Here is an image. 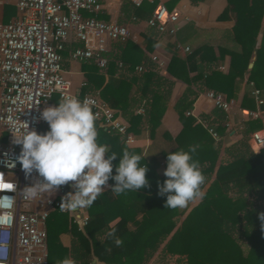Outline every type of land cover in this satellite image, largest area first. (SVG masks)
<instances>
[{
	"label": "trees",
	"instance_id": "16d2710c",
	"mask_svg": "<svg viewBox=\"0 0 264 264\" xmlns=\"http://www.w3.org/2000/svg\"><path fill=\"white\" fill-rule=\"evenodd\" d=\"M177 1L172 0L173 4ZM227 1L228 6L222 17L230 12L234 14V40L238 49L229 51L231 59L227 73L213 70L204 75L199 72L193 82L200 80L206 89L221 93L229 100L234 97L237 79L248 72V83L252 84L253 89H260L264 98V27L261 26L264 0ZM157 3L158 0H144L135 6L129 0H123L121 13L126 18L149 19ZM84 14L100 18L96 13ZM15 16L16 7L5 3L3 23H8ZM117 44L120 53L115 57L108 53L109 61L105 68L98 67L92 61L83 62L87 80L85 91L98 92L99 97L117 115L125 117L129 122V132L140 134L146 126L149 136L153 138L167 106L171 83L152 70L134 75L131 80L140 84V99L146 102L144 113H135L132 109L135 101L129 97L127 79L113 76L117 59L133 72L145 56L131 41ZM203 48L206 47L195 48L185 59L173 56L168 73L184 79L185 75L179 74L177 70L187 74L192 69V61ZM251 60L252 67L248 68ZM198 90L187 88L175 103L182 129L174 139L165 135L174 140L176 145L168 151H161L159 157L147 159L140 148L129 147L118 133L107 132L95 120L98 144L107 146L108 155L115 153L118 156L112 162L113 175L116 174L115 166L119 163V157L122 158L124 150H127L142 156L140 164L147 166L149 186L117 196L111 191L116 182L109 179L110 188L99 195L90 207H86L88 221L84 227L85 234L75 233L77 241L69 250L72 254L81 249L83 256L89 255L92 246L95 255L106 264H146L164 243L158 257H174L176 264H264V227L259 219L260 214L264 213V147L255 153L248 145L250 133L261 127V120L251 118L244 121L241 140L224 148L220 157V141H216L207 128L187 114L193 107ZM59 100L58 95L53 96L52 101L57 106ZM241 107L255 109V100L250 92L244 94ZM211 114L216 118L217 135L223 136L226 133L227 114L219 108ZM41 129L47 132L49 127L42 126ZM191 147L196 149L192 154L193 159L199 161L205 177L201 190L208 184L205 195L189 211V204L182 209H166V195L158 194V184L167 178L164 172L159 173L157 169L161 161L166 169L169 152L179 149L188 151ZM61 217L66 224L67 214L59 209L49 216L46 223L49 264L52 246L62 231L61 227L55 230L52 225L62 220ZM113 229L116 236L123 239L120 247L115 246L106 235ZM242 242L247 244L246 250ZM81 264L90 263L84 259Z\"/></svg>",
	"mask_w": 264,
	"mask_h": 264
},
{
	"label": "built area",
	"instance_id": "2783aa9c",
	"mask_svg": "<svg viewBox=\"0 0 264 264\" xmlns=\"http://www.w3.org/2000/svg\"><path fill=\"white\" fill-rule=\"evenodd\" d=\"M129 1L139 6L144 0ZM5 3L16 7V16L8 23L2 21ZM100 8L99 0H0V264H49L46 222L51 210L68 213L82 226L88 221V215L81 213L84 207L72 212L60 208L62 198L75 191L74 182L35 197L25 191L42 178L35 171L26 175L22 170L17 161L21 146L13 143L14 135L32 130L45 134L41 127L49 125L41 112L54 107V95L87 99L107 132L118 133L127 145L134 142L129 124L114 109L94 93L80 97L72 93L65 76L61 53L72 36L80 45L72 49L71 58L92 61L100 68L108 64L111 43L129 40L128 26L84 15ZM147 24L157 34L174 36L178 14L158 0ZM151 60L159 70L166 67L157 55ZM117 64L122 66V62ZM135 70L144 72L147 67L139 65ZM252 94L261 111L251 114L262 124L250 133L249 140L260 150L264 147V98L260 89H253ZM207 96L216 108L226 114L230 111L231 102L223 94L209 91ZM209 132L218 139L214 129Z\"/></svg>",
	"mask_w": 264,
	"mask_h": 264
},
{
	"label": "crops",
	"instance_id": "0c3cea01",
	"mask_svg": "<svg viewBox=\"0 0 264 264\" xmlns=\"http://www.w3.org/2000/svg\"><path fill=\"white\" fill-rule=\"evenodd\" d=\"M99 1L101 8L100 11L96 13L100 16L99 19L121 23L128 26L130 30V38L127 41L133 42L143 51L145 58H143L141 63L137 66L144 65L147 67V70L155 71L157 74L166 77L171 83L169 87L170 91L167 106L161 118V123L155 131L154 137L151 138L149 136V131L147 127L144 126L140 134L135 135L132 133L134 135V142L131 145H128L129 147L140 148L141 153L147 159H150L153 156L159 157L161 151H168L176 145L174 140L167 138L165 135H170L172 139H174L182 129V124L179 120V114L175 108V103L187 88L191 87L194 90H198L199 87H204L200 80L193 82L194 77H196L199 72H202L204 75L210 73L213 70L221 71L222 73L228 72L231 59L229 51L238 49V45L234 40L233 31L235 25V16L232 12H230L226 17H222L224 10L228 6L227 0H198L196 2H193V0H178L175 4H173L172 0H159L169 11H174L178 14V30L174 36H171L169 34H157L155 30L148 26V19L124 17L121 13L123 0ZM170 7L171 9H169ZM261 26L262 28L264 27V14L261 21ZM117 43L118 42L110 44L108 53L111 56L115 57V55L120 53ZM79 45L80 42L74 39L72 36L71 39L66 43L61 54L63 57L65 76L71 82V92L80 97L86 92L84 87L85 85H82L83 83L86 84L87 82L85 70L83 68V62L73 60L70 56L72 49ZM185 47H189L190 52H185ZM197 47L206 48H203L202 52L192 61V69L189 70L187 74H184L181 70H177L179 74L185 75L184 79L174 77L168 73V65L173 56H176L180 59H185L191 53V51ZM152 55H157L160 59L165 60L166 67L162 70L157 69L155 63L151 60ZM252 60L249 63L248 68L252 67L250 66V64H253ZM117 61L119 60L117 59L116 63ZM141 73L142 72H137L135 69L133 72L129 71L127 65L125 64L122 66L117 64V68L113 76L114 78L127 79L128 84L130 85L129 97L135 101L132 106V109L135 111V113H144L145 111V99H140V84L131 80L134 75H140ZM248 76L249 73L246 72L242 78L237 79L234 97L229 99L231 102V109L227 113L225 119L226 133L223 136L218 135V139H215L212 136L216 141H220V157L223 155L224 148L229 147L241 140L243 131L242 123L248 119L255 118L251 113H257L258 111H261L257 106L256 101L255 109L253 110L243 109L241 107V101L244 94L247 92L252 94L253 91L252 84L248 83ZM209 91L212 90H208L205 87L200 91L198 90L193 107L188 112H190L189 114L193 116L198 123L207 128L208 131L210 128L216 131L215 127L217 123L214 122L216 118L215 115L211 114L212 111L216 109V107L214 106L211 99H209L207 96ZM94 94L98 95V92H95ZM53 103L54 106H57L55 102ZM120 116L129 124L125 117L122 115ZM248 145L253 152L256 153L259 151L255 149L252 141L248 140ZM157 170L159 173L164 172L163 161H161ZM207 187L208 184L203 188L202 191L205 192ZM109 188L110 184L107 183V185L103 187V191ZM196 200L200 201V199ZM196 203L197 202L192 204L190 202L188 211ZM55 211H58V209L51 210L49 216ZM62 213L64 214V212ZM81 213L88 215L87 208L84 207ZM65 214H67L66 224L64 222L65 219L61 217L62 220L56 221V223L52 225V228L55 230L61 227L62 231L52 246L50 264H59V262L66 257L74 260L75 264H81L84 259L88 260L90 264H106L103 261H100L95 255L92 246L90 254H86L85 256L82 255L81 249L74 254L69 251L74 241H77L75 233L82 232L85 234V226L79 224L68 213ZM72 225H75V227H72ZM162 245L164 246V243ZM160 251L161 246L146 264H150L153 258H157Z\"/></svg>",
	"mask_w": 264,
	"mask_h": 264
},
{
	"label": "clouds",
	"instance_id": "9594fccd",
	"mask_svg": "<svg viewBox=\"0 0 264 264\" xmlns=\"http://www.w3.org/2000/svg\"><path fill=\"white\" fill-rule=\"evenodd\" d=\"M41 118L49 125L45 134L35 130L19 136L14 135L13 143L21 146L17 161L26 175L35 171L41 181L26 187L28 195L52 193L60 186L74 182L75 191L62 198L61 210L69 212L78 208L90 207L101 195L109 179L116 183L111 191L117 196L126 191H138L149 186L146 178V164L141 166L142 156L124 150L122 158L115 166V153L108 155V148L97 142L96 116L87 99L81 101L74 96H63L58 106L48 107L41 112ZM195 147L167 154L164 176L158 184L159 195L165 196V208H185L196 199H203L201 186L205 182L199 161L193 159ZM145 159V157H144ZM14 166V165H13ZM259 219L264 227V213ZM107 237L120 247L123 239L116 236L115 230L108 231ZM59 264H75L71 258H64Z\"/></svg>",
	"mask_w": 264,
	"mask_h": 264
},
{
	"label": "rangeland",
	"instance_id": "374dc122",
	"mask_svg": "<svg viewBox=\"0 0 264 264\" xmlns=\"http://www.w3.org/2000/svg\"><path fill=\"white\" fill-rule=\"evenodd\" d=\"M195 202H199V200H194V201H192L191 203L192 204H194ZM196 203V204H197ZM195 204V205H196ZM184 217V216H183ZM183 217L179 220V223H178V225L180 224V222H181V220L183 219ZM242 247L246 250L247 249V244L246 243H244V242H242ZM164 248V246L163 245H161V249H163ZM150 264H176L175 263V258L174 257H170V256H166V258H161V257H157V258H153L152 260H151V263Z\"/></svg>",
	"mask_w": 264,
	"mask_h": 264
},
{
	"label": "water",
	"instance_id": "95a60500",
	"mask_svg": "<svg viewBox=\"0 0 264 264\" xmlns=\"http://www.w3.org/2000/svg\"><path fill=\"white\" fill-rule=\"evenodd\" d=\"M250 66H252V64H250Z\"/></svg>",
	"mask_w": 264,
	"mask_h": 264
}]
</instances>
